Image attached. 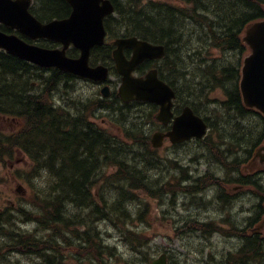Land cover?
Returning a JSON list of instances; mask_svg holds the SVG:
<instances>
[{"label": "trees", "instance_id": "trees-1", "mask_svg": "<svg viewBox=\"0 0 264 264\" xmlns=\"http://www.w3.org/2000/svg\"><path fill=\"white\" fill-rule=\"evenodd\" d=\"M112 1L118 17L107 21L111 29H124L126 34L167 46V56L159 72L161 78L177 92V110L189 105L203 116L202 110L210 105L208 96L211 91L222 88L226 94L222 107L228 114L242 120L254 114L261 121L263 128L255 137L254 147L263 143L264 117L245 108L242 102L239 66L218 64L214 60L201 61L204 66L185 63V56L182 55L185 51L184 38L188 34L182 25L194 16L204 22L208 20L205 15H213L211 24L218 22L219 29L209 25L207 36L201 37L207 47L206 53L211 47L245 52L247 48L240 39L242 29L253 21L264 19V0H181L193 4L191 11L152 1L143 6H139L143 0ZM69 11L65 0H36L33 8V13L41 20L65 18ZM38 72L45 73L0 51V113L23 122L16 133L0 134V146L23 150L35 162L30 176L40 175L43 183L42 189L32 186L38 212L30 214H36L34 221L49 232L47 240L33 234L10 233V241L17 250L37 253L40 258L61 257L63 248L60 249L57 239L60 237L63 247L75 248L76 255L80 258L86 255L87 262L94 264L101 261L102 255L112 251L102 243L99 223L115 218L117 222L114 223L130 233L127 223L133 220V215L129 205L139 198V191L159 199L175 194L176 189L199 193L205 186L217 183L213 176L206 175L191 184L185 169L180 167L183 176H186H174L176 185L168 182L158 185L159 180L150 172L158 169L160 163L152 157L156 150L150 146L143 123L131 122L129 129L122 126L119 136L94 127L87 118L76 117L70 110L56 109L49 96L59 88L60 83L71 78L52 71L46 81L38 82L40 85L37 88L33 86V80H39ZM204 118L209 122L208 118ZM209 124L212 130L206 139L191 144L203 145L219 156L221 146H216L211 140L217 123ZM247 137L253 140L251 130ZM222 153L232 154V151ZM147 162L150 168L146 166ZM174 164L178 162L174 161ZM239 181L252 184L256 190L259 187L257 180L250 182V178H244ZM29 208H34L33 202ZM23 214L27 215L25 211ZM13 219L9 214L0 213V222L5 220L12 224ZM25 220L31 221L29 217ZM2 233L9 236L8 230L4 229ZM137 239L143 241L141 245H146L145 238ZM258 242V239L255 240V245L258 246ZM47 243L48 246L45 245ZM151 262L149 260L147 264ZM46 263L49 264L48 261Z\"/></svg>", "mask_w": 264, "mask_h": 264}, {"label": "rangeland", "instance_id": "rangeland-1", "mask_svg": "<svg viewBox=\"0 0 264 264\" xmlns=\"http://www.w3.org/2000/svg\"><path fill=\"white\" fill-rule=\"evenodd\" d=\"M148 1L143 0L139 6H143ZM152 1L157 3L161 0ZM165 1L174 4L173 0ZM205 16L208 20L204 22L196 16L183 22L182 27L183 29L185 27V32L188 34L184 38L185 51L182 55L185 56V63L188 62L191 66L197 64L204 66L205 64L201 61L214 60L218 64H236L240 56L234 51L226 52L224 56L218 48L211 47L206 53L207 47L201 37L207 36L210 31L209 25L216 30L219 28H217L218 22L211 24L213 15ZM119 79L120 77H112L115 85L110 84L111 91L118 90L121 84ZM38 82L40 81L33 80V86L39 88L38 85L41 82ZM225 95L222 88L211 91L208 96L210 105L202 110L203 117L208 118L211 123H217L211 140L216 143V146L222 147L219 156L203 145L189 144L172 148L167 141L163 148L152 154L160 165L158 169L150 172L155 179L159 180L158 185H164L167 182L176 185L174 176L184 178L187 174L192 182L199 176L209 174L213 175L216 181L220 180L223 187H207L203 191L204 195H201L205 201L199 198L193 199L191 195L182 193L181 189H176L175 194H167L159 199L151 198L139 191L137 193L139 198L129 205L133 215V220L127 223L130 233L125 231L124 227H118L114 223L117 222L115 218L113 221L105 220L99 224L103 244L109 246L112 251L102 255L98 264H147V261H152L165 252L169 254L173 264H241V250L247 244L243 229L257 216L258 200L252 186L241 187V184L236 182L239 177L237 165L247 159L248 150L252 148L250 139L247 137L249 130L253 133L254 141L263 126L258 118L251 116L242 120L238 116L233 117L228 114L222 107ZM49 97L51 103L59 104L61 99L64 100L61 104L72 108H76V105L80 107V102L83 106L87 103L85 114L88 119L115 135L121 136L119 126L129 129L130 123L134 121L145 125L150 140L153 133L157 131L151 124L157 112L154 114L149 106H130L123 110L122 116L120 112L113 114L97 109V102L102 100V95L100 87L93 83L75 80L63 84ZM117 107L123 108V104L118 103ZM219 118L221 125L218 124ZM22 125V120L0 113L1 135L16 133ZM226 150H231L232 154L224 155L222 152ZM141 152L145 154L143 150ZM145 155V158L150 160V157ZM174 161L178 164L175 165ZM30 163L28 157L22 152L0 146V212L12 215L15 212L18 216L14 215V217L19 222L27 217L34 222L36 214H30V212H38L36 209L27 208L31 199L32 186L42 189L43 183L40 175L29 176L32 173ZM146 166L149 167L150 163L147 162ZM180 167L186 171L184 176ZM220 189L230 198L225 204L218 199ZM20 204L25 207L18 212L16 209ZM23 211L27 215L22 214ZM202 223L210 225L201 226ZM22 229L34 232L44 240H47L49 235V232L43 229L35 232L36 226L33 225H24ZM10 230L13 232L12 228ZM138 237L145 238L146 245H141L143 241L137 239ZM8 244L0 240L2 264H47V261L49 264H58L53 256L39 259L36 255L21 253L15 247L9 250ZM45 245L48 246V243ZM260 249L264 252V248ZM75 252L77 251L73 247H63V259H60L59 264H89L86 255L80 258ZM74 256L77 257L74 258ZM258 260L264 264L261 256ZM254 263L255 261L251 264Z\"/></svg>", "mask_w": 264, "mask_h": 264}, {"label": "water", "instance_id": "water-1", "mask_svg": "<svg viewBox=\"0 0 264 264\" xmlns=\"http://www.w3.org/2000/svg\"><path fill=\"white\" fill-rule=\"evenodd\" d=\"M31 0H0V23L32 40L49 39L62 43L63 50H49L23 41L17 35L0 31V49L22 60L41 67L57 68L83 78L105 81L108 69L89 66L90 50L102 45L105 37L104 18L114 8L109 0H67L72 7L71 15L63 20H54L43 24L29 11ZM244 41L249 44L252 53L245 59L240 83L244 102L248 107L256 108L264 114V21L253 24L247 30ZM73 44L81 50L79 59L66 56V50ZM118 49L114 58L119 74L123 76L119 96L124 102L132 100L151 102L160 106L157 120L168 125L173 118L172 107L174 90L159 79L157 70H151L145 78L132 76L135 68L147 59H158L165 55L163 46H156L137 38L117 41ZM131 48L134 55L131 60L124 56V49ZM108 88L102 93L109 95ZM207 132L206 122L197 116L190 107L175 118L171 131L156 133L152 143L161 147L166 137L174 144L192 138L201 139ZM264 164V147L258 154ZM152 264H168L167 255L153 261Z\"/></svg>", "mask_w": 264, "mask_h": 264}, {"label": "flooded vegetation", "instance_id": "flooded-vegetation-1", "mask_svg": "<svg viewBox=\"0 0 264 264\" xmlns=\"http://www.w3.org/2000/svg\"><path fill=\"white\" fill-rule=\"evenodd\" d=\"M43 42H46L50 47H57L58 46L57 44H55V43H49L48 41H43ZM107 46H109V45H107ZM107 50H108V48L105 45V46H102V47L95 48L94 49V53H97L98 55H104L107 52ZM254 228H255V225L254 224H252L250 226L248 225L247 226V231L248 232H251V231H253ZM249 238L255 240L256 238H259V237L258 236H255V235H252V236H249ZM261 247H264V241L262 242ZM263 254H264V252H263Z\"/></svg>", "mask_w": 264, "mask_h": 264}]
</instances>
